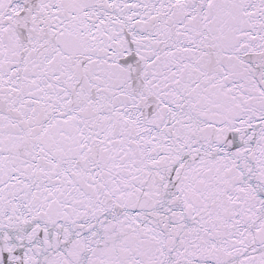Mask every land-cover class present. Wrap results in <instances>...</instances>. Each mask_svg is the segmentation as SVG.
<instances>
[{"label": "snow or ice", "instance_id": "obj_1", "mask_svg": "<svg viewBox=\"0 0 264 264\" xmlns=\"http://www.w3.org/2000/svg\"><path fill=\"white\" fill-rule=\"evenodd\" d=\"M0 264H264V0H0Z\"/></svg>", "mask_w": 264, "mask_h": 264}]
</instances>
